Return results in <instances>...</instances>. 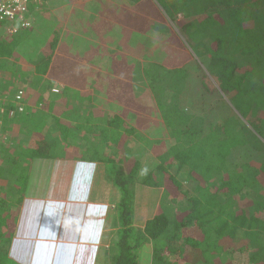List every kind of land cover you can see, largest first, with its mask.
Listing matches in <instances>:
<instances>
[{"label":"trees","instance_id":"obj_1","mask_svg":"<svg viewBox=\"0 0 264 264\" xmlns=\"http://www.w3.org/2000/svg\"><path fill=\"white\" fill-rule=\"evenodd\" d=\"M157 2L175 26L169 45L149 42L137 53L130 47L135 30L127 25L119 46L133 56L102 59L84 73L57 64L52 26L35 38L50 11L43 0H31L29 26L15 33L0 27V67L17 74L12 90L0 84L1 131L19 122L29 130L26 143L10 148L0 134V166L11 158L20 169L25 160L56 153L103 163L119 194L112 264H139L147 242L152 264H264V0ZM49 36V43H38ZM130 65L141 67L151 107L132 95L138 75ZM209 76L218 87L206 82ZM56 77L75 84L72 93L91 106H64L52 92ZM144 158L154 163L147 167ZM28 177L18 175L14 199L6 188L0 195V264H23L10 244ZM8 181L0 177L4 187ZM138 184L164 193L143 226L136 224Z\"/></svg>","mask_w":264,"mask_h":264},{"label":"crops","instance_id":"obj_2","mask_svg":"<svg viewBox=\"0 0 264 264\" xmlns=\"http://www.w3.org/2000/svg\"><path fill=\"white\" fill-rule=\"evenodd\" d=\"M43 3L50 11L38 24L40 28L34 30L35 38L40 32L43 36V31L52 26L57 37V64L74 65L75 73H84L95 66L92 64L99 63L92 61L87 51L89 46H94L95 55L103 59L111 57L110 48L133 56L119 46L120 40L125 39L123 31L127 25L135 30L130 47L136 48L137 53L140 46L149 42L155 46L169 45V35L175 31L173 21L157 0H55V3L49 1L50 5L43 0ZM136 32L140 34L135 35ZM42 38L38 43L53 40L50 36ZM137 69L138 66L133 70L135 74ZM7 73L11 78L12 72ZM51 80L61 87L60 91L52 89V92L62 98L64 106L70 101L79 102L80 107L89 102L88 99L80 102L76 93H72L75 84L68 86L60 77ZM67 88H71L70 92H65ZM64 92L69 94L62 95ZM56 154L37 156L32 162L25 160L20 169L16 165L18 173L8 178V183L14 181L15 185L19 174L29 176L23 200L16 209V226L10 244L12 257L23 264H112L110 245L118 235V192L105 178L102 163ZM11 186L6 189L17 191L16 186ZM151 260L152 243L147 242L139 251V264H151Z\"/></svg>","mask_w":264,"mask_h":264},{"label":"rangeland","instance_id":"obj_3","mask_svg":"<svg viewBox=\"0 0 264 264\" xmlns=\"http://www.w3.org/2000/svg\"><path fill=\"white\" fill-rule=\"evenodd\" d=\"M41 36V32L38 35V38ZM37 38V37H36ZM192 49H194L196 52L199 48L196 45V43L194 41H192ZM42 44V43H41ZM36 48V47H35ZM115 48H110V58H112L113 60L120 58L119 53H117L115 50ZM155 51H157V55L159 56L160 54L158 53L160 48L155 47L154 48ZM95 50L96 48L94 46H89L87 51L91 53V58L92 61L94 62H100L103 57H97L95 55ZM107 50V49H106ZM29 53H33V51H30ZM87 56V55H86ZM150 56V55H149ZM151 57V56H150ZM199 59L202 60L203 62H205V57L203 55H198ZM31 60V59H30ZM31 63V61H27L25 63V65H29ZM24 65V66H25ZM0 74H1V80L0 82H6L8 81L9 83L6 84V86L10 87V90H12L14 87V81L17 80V74L14 73V77H8L9 75H7L6 73H4L5 71H9L11 70V68L9 66H2L0 67ZM130 70H135V67L130 65ZM2 71V72H1ZM15 72H18V74H22V72H24V70L22 72L19 71V68H17L15 70ZM136 74L138 75L137 78L134 80L133 85L130 87L131 88V92H133L132 94L134 96H136L138 98V100H142V102H144L145 106L147 107H151L152 104V94L149 90V88L143 83L142 77H141V70L138 66V69L136 70ZM206 82H208V84L212 87H218L219 86V82L217 81V79L215 78V76H209L206 78ZM146 83V80H145ZM5 85H3L4 87ZM57 87L56 85H53V88ZM58 91H60L61 87H57ZM66 104V103H65ZM6 118V117H5ZM12 126V131L8 130V131H0V134L5 135L6 134V142L4 143V146H9L13 147V146H17V141H21V143L23 141H27L28 134H26V131H29L27 127L22 126V124L19 122V124H11ZM148 132V130H146ZM2 135V136H3ZM89 136V135H87ZM92 139V137H86V141L89 139ZM138 139V146H142L143 144H146L142 139L143 137H139ZM218 140V139H217ZM1 142L4 141H0V152L2 151V144ZM110 154L113 153V151H109ZM145 154V152H143ZM61 154H65V153H61ZM3 155V153H1V156ZM148 158V156H147ZM144 161H146L147 163V167L149 166L150 163H154V159H146L144 158ZM101 164V163H100ZM0 177L6 178L7 180H9V176L11 175L13 177V175L15 173H18V167H16V165L12 162L11 158H8V160H5V162L3 164H1L0 166ZM102 170L104 169V164H101ZM146 167V168H147ZM8 185H12L11 188H14V181L13 182H9ZM6 186L4 187L3 185L0 184V195L4 194ZM12 192H7V196L9 197V200L14 199L15 197V189H11ZM14 195V196H13ZM19 197V195H18ZM164 197V193L162 191V189L160 188H153V187H148L142 184H138L136 186V199H135V208H136V212H137V223L138 224H143L145 220L151 218V216L154 215V213L156 212L158 206L160 205L161 202H164L163 200ZM151 257V256H150ZM152 260H153V246H152ZM152 260H151V264H152ZM18 261V260H17ZM20 262V261H18Z\"/></svg>","mask_w":264,"mask_h":264},{"label":"built area","instance_id":"obj_4","mask_svg":"<svg viewBox=\"0 0 264 264\" xmlns=\"http://www.w3.org/2000/svg\"><path fill=\"white\" fill-rule=\"evenodd\" d=\"M30 4L31 0H0V27L4 25L10 33H15L19 28L29 26ZM53 91H58V88H53ZM1 100L0 95V111H3Z\"/></svg>","mask_w":264,"mask_h":264}]
</instances>
